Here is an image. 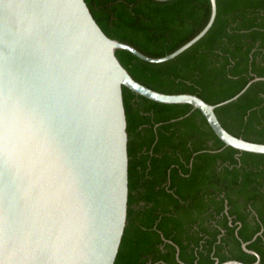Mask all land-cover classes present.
<instances>
[{"label": "water", "instance_id": "obj_1", "mask_svg": "<svg viewBox=\"0 0 264 264\" xmlns=\"http://www.w3.org/2000/svg\"><path fill=\"white\" fill-rule=\"evenodd\" d=\"M210 2L198 34L152 57L108 36L86 0H0V264H115L129 200L123 86L157 102L191 104L226 145L264 154V143L232 134L216 113L264 77L211 104L148 87L117 56L125 49L153 63L175 58L212 27L217 0ZM247 244L257 257L251 264H259Z\"/></svg>", "mask_w": 264, "mask_h": 264}, {"label": "trees", "instance_id": "obj_2", "mask_svg": "<svg viewBox=\"0 0 264 264\" xmlns=\"http://www.w3.org/2000/svg\"><path fill=\"white\" fill-rule=\"evenodd\" d=\"M86 2L108 36L152 57L192 39L211 14L210 0ZM116 53L152 89L220 103L264 77V0H217L206 35L168 61L148 62L125 49ZM123 97L129 200L115 264L255 262L242 242L264 264V154L226 145L191 104L157 102L126 86ZM216 113L232 134L264 143V80Z\"/></svg>", "mask_w": 264, "mask_h": 264}]
</instances>
